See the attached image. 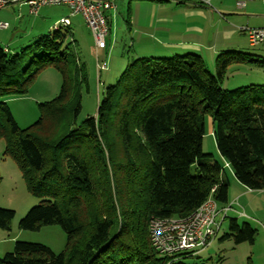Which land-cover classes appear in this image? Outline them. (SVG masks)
Segmentation results:
<instances>
[{
  "label": "trees",
  "instance_id": "16d2710c",
  "mask_svg": "<svg viewBox=\"0 0 264 264\" xmlns=\"http://www.w3.org/2000/svg\"><path fill=\"white\" fill-rule=\"evenodd\" d=\"M66 35L65 28L39 40L35 49L45 64L28 73L20 88L0 89V96L25 93L47 65L61 75L59 95L39 105V119L28 129L20 130L0 102V138L27 191L41 199L18 229L57 225L66 235L65 248L54 254L40 244L15 242L0 264H163L150 244L151 217H186L208 197L227 204L228 181L202 153L205 115L235 180L264 190V87H219L229 66L264 67V59L223 52L211 74L193 53L138 58L104 89L97 115L76 124L87 83L84 69L73 68V55L61 50ZM26 73L19 56L0 47V83ZM13 217L12 210L0 209V229H8ZM228 230L220 241L253 242L255 231L247 223L230 219Z\"/></svg>",
  "mask_w": 264,
  "mask_h": 264
},
{
  "label": "rangeland",
  "instance_id": "374dc122",
  "mask_svg": "<svg viewBox=\"0 0 264 264\" xmlns=\"http://www.w3.org/2000/svg\"><path fill=\"white\" fill-rule=\"evenodd\" d=\"M150 2L157 3L156 0H114L115 10L106 13L108 17L111 15V22L105 50L95 48L92 34L82 16L77 14L70 17L71 10L67 6L43 7L35 16L29 14L26 5H12L0 9V23L7 24L6 29H0V47L6 49L11 56L18 55L20 70H27L23 76L0 83V89L20 88L28 73L45 64V59H40L42 52L35 49V44L45 37L51 38L55 32L54 27H60L58 22L68 17L71 26L67 30L70 35L65 36L61 50L73 55L76 60L73 68L79 71L84 69L87 83V86L83 84L80 91L81 108L76 117V124L95 117L98 105L103 99L104 89L114 85L131 62L144 57L140 56V53L147 51V48L142 50L143 46L154 44L160 39L143 25V21L153 11ZM255 7L260 15H264V0H258ZM262 18L255 17L248 27L263 24ZM64 30L65 28L59 29V33L62 35ZM238 36L242 48L236 52L248 54L253 59H264V47L251 46L246 35ZM215 58H203L205 68L211 74L215 73ZM102 64H106L107 68L99 71L98 67ZM61 83L60 73L47 65L26 85L25 93L5 94L0 96V102L6 104L17 127L25 130L38 121L39 105L48 103L59 95ZM249 85L264 87V67L253 63L234 64L226 69L219 82L223 91ZM212 129V119L205 115L202 153L210 156L208 163L218 168L220 176L228 181L227 191L230 193L226 205H233L237 224L247 223L255 231V235L252 243L235 244L230 238L220 241L221 237L229 234L230 218H234V214L229 212L214 243L196 256L184 260L182 264H264V190L246 189L235 180L231 168L225 166V161L216 149ZM103 150L107 155V150ZM4 151L5 141L0 138V209L14 212L8 229H0V259L12 252L15 242L40 244L48 247L54 254L61 253L65 248L66 235L59 226H44L36 231L18 229L19 221L32 207L38 205L41 199L27 191L17 164L5 155ZM122 179L120 177V180ZM232 199L234 201L231 203ZM218 207H221V203Z\"/></svg>",
  "mask_w": 264,
  "mask_h": 264
},
{
  "label": "built area",
  "instance_id": "2783aa9c",
  "mask_svg": "<svg viewBox=\"0 0 264 264\" xmlns=\"http://www.w3.org/2000/svg\"><path fill=\"white\" fill-rule=\"evenodd\" d=\"M179 3L180 0H159ZM209 4V0H196ZM114 0H0V9L12 5H26L29 14L37 15L43 7L67 6L70 17L80 14L86 27L90 30L94 46L97 50H105L106 38L110 34L107 12L114 11ZM238 8L245 6L244 2H237ZM54 30L68 28L69 18L58 22ZM6 23H0V29H6ZM240 32L246 35L251 46L264 47V26L259 28L241 27ZM7 51L6 49H4ZM99 71L106 70V64L98 67ZM225 166H228L225 164ZM215 190L212 187L210 194ZM230 205L218 207L217 203L208 197L191 214L186 217L159 218L151 217L148 222V234L152 248L163 258V264H182L186 259L196 256L209 247L217 237L222 222L228 218ZM194 255V256H193Z\"/></svg>",
  "mask_w": 264,
  "mask_h": 264
},
{
  "label": "crops",
  "instance_id": "0c3cea01",
  "mask_svg": "<svg viewBox=\"0 0 264 264\" xmlns=\"http://www.w3.org/2000/svg\"><path fill=\"white\" fill-rule=\"evenodd\" d=\"M257 1L209 0V4L196 0H180L179 3L173 4L150 2L153 11L143 21V25L151 29L160 39L154 44L143 46L142 50L147 48V51L140 53V56H144L140 58L173 57L193 53L203 59L216 57L223 52L239 51L242 47L238 34L244 35L239 29L248 27L255 17H264L255 9ZM237 2H244L245 6L238 8ZM110 18L111 15L108 17L109 26ZM262 22L263 24L248 28L262 27L264 18ZM229 193L227 191V203ZM233 201L234 199L231 203ZM232 206L231 204V209ZM229 212L234 214L232 217L236 216L234 209ZM243 215L239 214V216Z\"/></svg>",
  "mask_w": 264,
  "mask_h": 264
}]
</instances>
